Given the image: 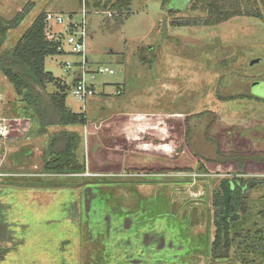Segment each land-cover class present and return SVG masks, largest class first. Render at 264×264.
<instances>
[{
	"label": "rangeland",
	"instance_id": "obj_1",
	"mask_svg": "<svg viewBox=\"0 0 264 264\" xmlns=\"http://www.w3.org/2000/svg\"><path fill=\"white\" fill-rule=\"evenodd\" d=\"M188 1L136 0L123 12L110 11L115 0H88V69L108 66L115 74L88 76L96 94L81 101L72 93L79 70L65 67L78 57L45 63L67 85V107L86 114V126L35 136L21 97L0 72V123L10 125L0 136V200L21 243L0 264H264L261 185L248 193L249 213L232 223L230 259L211 260L221 182L264 179V161L241 166L235 159L264 157V7L245 0L263 18L205 26V6L178 12ZM80 9V0H0L1 23L29 10L0 53L41 12L67 17ZM185 22L191 26H176ZM257 58L262 62L251 65ZM47 89L58 91L56 84ZM251 93L263 100L248 99ZM61 130L81 135L77 155L89 176L44 174V150ZM148 232L162 233L167 248L148 243Z\"/></svg>",
	"mask_w": 264,
	"mask_h": 264
},
{
	"label": "trees",
	"instance_id": "obj_2",
	"mask_svg": "<svg viewBox=\"0 0 264 264\" xmlns=\"http://www.w3.org/2000/svg\"><path fill=\"white\" fill-rule=\"evenodd\" d=\"M135 1L115 0L110 11L129 12L132 3ZM244 1L189 0L187 8L184 11L178 12L182 13L187 11L192 3H199L205 6L208 12L207 17L200 21H203L202 23L205 26H217L241 16L263 18L262 14L255 10L245 9ZM260 1L264 7V0ZM163 2L165 6L169 0H163ZM174 11L171 10L170 12L172 13ZM28 12L29 10H26V12L18 14L11 21L0 22V51L8 39L9 31L17 29L25 20ZM46 14L45 12H41L15 46L8 51L0 53V72L14 87L18 96L21 97L23 103L21 110L22 117L34 124L32 133L38 137L47 135L49 129L52 127L67 128L70 126L87 125V116L85 113H74L67 107V85L55 78L53 73L46 71V59L63 54L58 51L59 43L53 41L48 36L46 30ZM193 25H198V23ZM176 26L188 27L191 26V23L185 22ZM48 84H56L58 91L53 93L49 92L47 89ZM247 98L253 99L256 96L251 93ZM220 99L231 101L234 97L231 95H220ZM256 99L263 100L261 98ZM80 142L81 135L77 131L61 130L53 133L43 153L44 174L53 177L84 174L86 167L79 162L77 155ZM222 156L218 154V157ZM236 158L241 166L247 160L257 159L264 161V157L236 156ZM214 162H219V160ZM226 182L228 185H233L232 198L229 204L230 216L241 212L242 216L245 217L250 211L248 193L251 188L259 185L264 186V179H234ZM87 190L89 191L90 188H87ZM87 204H90L89 201ZM214 207L216 209L214 217L216 232L211 245V260L219 263L229 260L231 256L234 243L232 238L233 220L230 217L227 219H223L222 217L224 215V197L220 192L214 194ZM7 211L8 206L0 200V263L21 245L20 242H17L10 225L6 221ZM262 216L264 217V212ZM145 239L147 242L154 241L160 249H165L168 246V240L162 233L148 232L145 234ZM262 243L264 245V240H262ZM198 250L200 251L199 248L195 251L198 252Z\"/></svg>",
	"mask_w": 264,
	"mask_h": 264
},
{
	"label": "built area",
	"instance_id": "obj_3",
	"mask_svg": "<svg viewBox=\"0 0 264 264\" xmlns=\"http://www.w3.org/2000/svg\"><path fill=\"white\" fill-rule=\"evenodd\" d=\"M88 0H80V17L77 14H69L67 17L62 13L46 14V30L48 36L53 41L59 43L58 51L63 54H71L78 57L76 63H65L66 70L69 71L73 67L79 70L78 75L74 80L73 95L81 101H86L88 98L95 96L96 90L88 81V76L94 78L95 74L114 75L113 68L108 66H100L96 72L89 71L88 61ZM120 89V88H119ZM121 89L116 92V95H121ZM7 119H3L0 123V136L7 137L10 132V125ZM90 174L86 171L82 175H73L76 177H86ZM5 177V174L0 169V177ZM92 176V175H91Z\"/></svg>",
	"mask_w": 264,
	"mask_h": 264
},
{
	"label": "water",
	"instance_id": "obj_4",
	"mask_svg": "<svg viewBox=\"0 0 264 264\" xmlns=\"http://www.w3.org/2000/svg\"><path fill=\"white\" fill-rule=\"evenodd\" d=\"M262 62V59H254L251 62V65L259 64ZM262 86H264V82H259ZM221 187L223 191V197H224V215L222 216L223 219L231 218L233 221H238L241 217L239 213H235L230 216L229 214V204L232 198V190H233V185H228L226 181L221 182Z\"/></svg>",
	"mask_w": 264,
	"mask_h": 264
}]
</instances>
